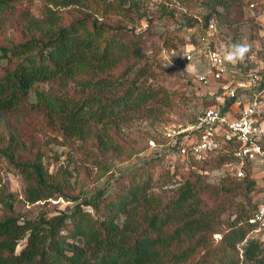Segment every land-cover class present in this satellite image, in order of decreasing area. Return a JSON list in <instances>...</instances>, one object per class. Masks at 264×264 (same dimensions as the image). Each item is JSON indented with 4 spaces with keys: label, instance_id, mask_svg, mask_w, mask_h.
<instances>
[{
    "label": "trees",
    "instance_id": "obj_1",
    "mask_svg": "<svg viewBox=\"0 0 264 264\" xmlns=\"http://www.w3.org/2000/svg\"><path fill=\"white\" fill-rule=\"evenodd\" d=\"M21 1L0 0V167L23 183V198L5 184L0 187V264H240L238 246L255 226L249 219L256 206L242 212L231 187L250 191V172L232 176L207 196L202 187L179 178L182 183L166 198L155 189L178 171L205 172L212 155L172 170L169 160L162 168L167 156L162 153L117 177L110 194L100 190L86 197L76 180L71 183L68 168L60 165L49 172L45 167L44 159L51 156L38 135L40 127L79 139L87 159L103 171L112 163L99 154H109V160L131 156L134 146L119 129L121 117L138 107L161 106L165 94L140 86L157 66L143 59L141 34L127 25L98 22L97 16L120 15L135 25L146 13L127 0H42L41 17L35 18L19 10ZM225 1L208 0L206 6ZM243 3L238 1L240 8ZM75 5L85 10L65 22L59 10ZM210 17L204 16L202 29ZM31 92L35 101H30ZM232 158L231 151L217 154L213 168L223 169ZM58 197L75 205L52 215L40 211L34 218L20 208L39 201L48 205ZM228 209L235 216L214 244L219 215ZM245 242L244 259L264 263L263 256L256 257L259 243Z\"/></svg>",
    "mask_w": 264,
    "mask_h": 264
},
{
    "label": "rangeland",
    "instance_id": "obj_2",
    "mask_svg": "<svg viewBox=\"0 0 264 264\" xmlns=\"http://www.w3.org/2000/svg\"><path fill=\"white\" fill-rule=\"evenodd\" d=\"M129 1L138 4L140 9L146 13L141 22L135 25L126 24L120 15H111L105 19L97 16L98 22H106L113 27L127 25L134 33L141 34V39L144 40L141 51L143 59L150 58L157 66L153 67L151 73L140 81V86H151L160 90L161 95L165 94L161 99V106L157 105L158 107L149 110L138 107L125 112L121 117L119 129L129 139L127 140L129 146H134L131 147L133 148V152H130L131 156L124 158L121 155L120 157H123L121 159L113 157L109 160V154H99L102 159L105 156L112 163V165L107 163L105 166L107 170L103 171L87 159L79 139L64 138L60 133L49 131L45 127H40L38 133L41 142L48 147V155L51 156L44 159L46 169L54 172L56 166L62 165L68 168L73 175L71 183L76 180L80 191L86 197L95 196L100 190L105 195L110 194L117 177L136 170L137 166H141L151 157L158 156L157 152H150L147 148V141L149 138H158L164 127L184 125L195 119L202 108L201 99L204 92L195 79L197 75L208 70L204 58V50L207 47L227 53L234 43H243L249 46L244 62L253 66L255 62L264 63V0H241L244 2L242 8L239 7V0H226L223 6L217 7L212 2H210V7L206 6L208 0H127L128 4ZM251 3L254 7H250ZM86 4L91 5L89 1H86ZM212 6L216 11H210ZM43 8L42 0H22L19 10H27L35 18H40ZM82 10H85L84 6L75 5L60 9L59 12L65 22H68L78 16L77 14H80ZM206 14H211L209 21L215 25L212 31H203L204 29L201 28ZM189 23L194 26L189 27L187 25ZM202 35H205L207 39L201 40ZM187 52L191 54V60L188 61L185 59ZM3 62L4 59L0 57V63ZM39 86L42 89L49 88L47 85ZM35 100L36 95L31 92L30 101ZM217 154L219 153L212 154L211 162L205 165L207 167L205 172L199 174L195 171L192 175H188L183 170L178 171L175 178L168 181L163 188L155 189V191L161 193L162 190L166 198H169L182 183L179 178L187 179L202 187L206 196L216 189L220 191L223 183L228 184L232 180V175L230 176L225 167L226 170L213 168L215 165L213 158ZM55 155L56 160L53 158ZM167 160L171 161L172 170L176 164H183L175 155L166 156L162 168H166ZM252 165L254 166L251 174L254 180L252 189L246 192L243 187L238 188L235 185L231 187V192L234 200L240 203L239 207L242 212L252 205L256 206L253 218H251L253 220L256 219L259 208L264 205V160L257 158ZM0 168H5V166L2 165ZM223 176L226 178H223L224 182H220ZM10 190L14 192L15 189ZM224 196L220 194V197ZM208 201V204L212 203L211 199ZM73 205L75 202L58 197L49 199L48 205H45L44 201H39L20 208L29 209L31 213L28 217L34 218L40 211H46V214L52 215L61 210L70 211ZM233 211V209H228L219 215V223L213 233L214 244L220 240L228 221L234 218ZM251 219L249 222L254 223L255 226L248 232L245 239L259 243L260 249L256 257L263 256L262 261H264V226L257 219L255 221ZM245 239L238 246L240 264H264L244 259L242 247L246 243ZM23 243L17 245L16 252L20 251Z\"/></svg>",
    "mask_w": 264,
    "mask_h": 264
},
{
    "label": "built area",
    "instance_id": "obj_3",
    "mask_svg": "<svg viewBox=\"0 0 264 264\" xmlns=\"http://www.w3.org/2000/svg\"><path fill=\"white\" fill-rule=\"evenodd\" d=\"M214 26L210 21L203 31H212ZM205 39L202 35L201 40ZM204 51L208 70L195 80L204 90L202 101L206 104L191 123L164 127L158 138L148 139L147 148L159 155H175L185 165L231 151L233 158L222 170L226 168L238 178L252 174L253 161L264 160V63L253 66L243 60L232 64L223 59L224 52L210 47ZM185 55L191 60L190 53ZM2 184L23 197L22 181L0 168V187ZM255 217L264 224V205Z\"/></svg>",
    "mask_w": 264,
    "mask_h": 264
},
{
    "label": "clouds",
    "instance_id": "obj_4",
    "mask_svg": "<svg viewBox=\"0 0 264 264\" xmlns=\"http://www.w3.org/2000/svg\"><path fill=\"white\" fill-rule=\"evenodd\" d=\"M249 52V46L243 43H234L230 50L226 53L223 59L232 64L237 63L238 61H243L246 54ZM4 169V168H2ZM5 170V169H4ZM7 171V170H6ZM13 174V173H12ZM15 175V174H14ZM18 177V176H17ZM20 180L21 178L18 177ZM22 181V180H21ZM10 190V189H9ZM11 191V190H10ZM13 192V191H12ZM22 192V190H21ZM17 194V193H16ZM19 197V196H18ZM23 198V197H22Z\"/></svg>",
    "mask_w": 264,
    "mask_h": 264
}]
</instances>
